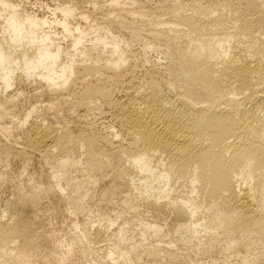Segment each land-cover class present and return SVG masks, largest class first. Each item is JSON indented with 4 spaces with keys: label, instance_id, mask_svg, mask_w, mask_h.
I'll use <instances>...</instances> for the list:
<instances>
[{
    "label": "bare ground",
    "instance_id": "6f19581e",
    "mask_svg": "<svg viewBox=\"0 0 264 264\" xmlns=\"http://www.w3.org/2000/svg\"><path fill=\"white\" fill-rule=\"evenodd\" d=\"M55 1L38 11L0 0L4 92L19 71L18 77L37 76L43 93L83 112L75 132L37 119L20 141L0 133L3 166L11 157L38 154L49 168L46 186L27 182L17 188L15 209L10 203L12 212L0 210V264H50L52 253L38 258L37 221L15 212L17 205L35 212L41 195L51 194L77 213L104 179L109 184L100 202L119 201L134 217L140 207L151 209L154 219L168 209L194 229L198 220L191 219L205 206L206 242L227 251L219 253L221 264H264V249L254 253L256 243L243 238L264 230V0ZM134 43L145 53L163 49L164 60L137 55ZM13 104L0 96V119L14 112ZM25 114L20 127L31 111ZM95 117L106 120L97 126ZM178 181L184 193L171 196ZM108 210L97 216L111 224ZM145 226L138 228L140 237L160 235L157 226ZM104 236L97 230L92 240ZM122 241L107 252L111 259L116 253L133 264H145L143 255L157 261V245L122 249ZM72 249L66 247V257Z\"/></svg>",
    "mask_w": 264,
    "mask_h": 264
},
{
    "label": "rangeland",
    "instance_id": "374dc122",
    "mask_svg": "<svg viewBox=\"0 0 264 264\" xmlns=\"http://www.w3.org/2000/svg\"><path fill=\"white\" fill-rule=\"evenodd\" d=\"M17 1L21 2L30 10L36 9L38 11L46 10L45 8H43L45 7L46 3L51 7H53V5L56 3L55 0H17ZM153 2H154L153 0L150 1L148 5L152 6L154 4ZM81 23L83 24V26L86 25L84 21H82ZM134 44L136 47L134 46ZM134 44H133V48L137 55L141 56L143 53H145L143 52L145 49L142 51V46L140 44L138 43H134ZM136 44L139 46H137ZM162 51L163 49L161 48H159V50L155 49L153 50V52L150 51V49H148L145 55L146 57H148L149 60L152 61L162 60V59L164 60L163 58L164 52ZM161 52L163 53V56L161 55ZM18 74L19 71L15 75L16 79H14L11 82L12 86L8 88L5 92L4 89H2V85L0 84V96H3L4 98L11 97L14 103L13 104L14 112L13 113L10 112L11 114L6 116L5 120L4 118L0 119V128H2V130L0 129V133H2V131L4 130L3 135L6 136V137L4 136L5 137L4 139L7 140L8 138L9 139L8 141L10 140L20 141L22 137L25 135V132H27L26 131L27 124L37 119L43 120L45 123L57 127L64 124L68 125L67 127L72 132H75L76 128H74L75 127L74 122L75 120H77L78 116L82 115L83 112L79 111L78 109H74L69 102L66 101L67 103H65L63 102L65 100L62 101L57 96L43 93L42 91L43 89L40 90V88L37 87V78H38L37 76L30 78H25V76L24 77L21 76L20 78V76L18 77ZM65 97H69V96H65ZM28 111L29 112L31 111L30 114L31 116L26 122V125L21 126L22 127L21 128L18 123L25 118L26 115L25 113ZM109 117L110 115L108 114L107 119H109ZM101 119L102 120L104 119L103 121L106 120L105 118L102 117H98V118L95 117L94 120L97 126H99V124L103 122ZM98 121L100 122L98 123ZM7 126H9L10 129ZM5 131L7 132V134ZM77 155L80 156L79 154ZM40 158L41 157L38 154H34L33 156L31 155L28 158L29 161L28 159L24 160L21 158L17 159V157H11L7 164L8 166L6 165V167L3 166L2 165L3 162L0 161L2 162L0 163L1 165L0 167L3 166L2 168H0V171L4 170L2 172L6 173L5 182H3L2 186H0L1 189L0 210H4V211L7 210L6 213L8 212V210L9 212H12L11 207H14L15 209L14 204L17 203L18 201V197H19L18 191L20 189L23 190L22 188L26 189V184L34 183L38 186L40 184V187L46 186L49 168L47 166L48 164L43 159ZM0 160H1V156H0ZM21 171L24 172L22 173ZM21 173L23 174L22 176H20ZM33 181H35L36 183ZM107 181L109 182V180ZM107 181L105 179L100 180L97 183L98 185L96 184L94 186L95 189H93L92 191L93 195L91 193L87 197V199L83 204V208H82L83 210L81 209L77 213L68 212V209L64 204V202L56 196L53 195L51 196V194L41 195L42 197L40 198L38 203L39 204L37 209L38 211L37 210L35 211L37 214L34 212V209H31V207L29 206L26 207L22 205L21 206L17 205L20 208L16 206V211L15 210L14 211L18 212L19 210L18 212L19 215H21L22 212L21 215L22 217H26V218L32 217L35 219V221H37L35 222L36 225L35 227H37L36 231L39 233V234L37 233L38 236L37 239L39 242L38 246L40 250L38 252L40 253L38 254L39 259L41 258L40 257L41 255L42 256L46 255L45 258H47L52 253L51 258L48 259L50 264H94L98 260L101 261L103 264H133L128 260L124 261L122 258L118 260V256L116 253H113L111 255L113 259H111L110 256H108L107 254V252L110 251L111 249L112 250L116 249L115 244L117 240L118 242L120 240H123L122 241L123 243L121 245L122 249L128 248L129 245L133 243H136L139 247L141 246L140 250H143L142 248H145L150 245L158 246V252H157L158 255L157 256L155 255L157 261L153 257H148L143 255L141 257L142 259L140 260L141 262L139 261L140 263L186 264L185 260L188 258L191 262L190 264H221L222 254L219 253H224L227 251L222 252L220 248L221 245L220 243L214 246L213 248H210L208 243L206 242L208 235H206L207 233L204 231L201 225L203 222V219H201L202 216L207 215L209 213L205 209V206L203 207L204 209H201V211L198 212V214L196 215L197 217L191 219V221H193L194 219L198 220V222L196 223L197 226L194 229L193 228L190 229L192 225L189 222V220L177 216L176 213L169 211L168 209L165 210L164 213H162V217L160 219H154V217H152V214L154 212L153 211L151 212V209L149 210L145 207H140L138 209L139 213L137 212L138 215L134 217L133 212L132 213L126 211L122 212L121 207L119 206V201L111 203L109 205L100 202L99 197L101 191L104 189V187H106L109 184V183L107 184ZM174 187L175 188H173V191H171V196H173L174 194H175L174 196H177L179 194L181 195L182 193H184L183 192L184 190L181 185V181L175 183ZM16 189L17 191H15ZM134 194H135V190H133L132 193L127 197V200L132 201L134 198ZM64 195H66V193H64ZM10 203H11V207L8 208L10 206ZM106 210H108V212L111 211L109 213V215L112 216L111 219L113 221V223L111 224L106 219H100L97 216V214L104 212ZM137 222H142L143 224H140L139 227H136ZM146 224L150 226L151 225L157 226L159 228L160 235L158 237H154V236L148 237V235L146 237H140L139 234L140 229L138 228L149 229L148 226H145ZM97 230H100L105 235L104 240L103 241L101 240L102 242L92 240ZM261 232L262 231H260L259 234ZM262 233H261L262 236L258 234H253L243 237L247 239L250 238L252 241L256 243L251 248L252 251H254V253H257L264 249V242H263L264 234ZM216 235L215 237H217L219 242H221V239H223V235L222 234H216ZM233 236L239 237L240 235L235 234ZM259 236L260 239L258 238ZM68 245H72L73 249L69 252V255L66 257V247ZM52 250L56 252L54 251L52 252ZM166 253L172 254L173 256L176 257L177 260H175V262H171L168 258H166L165 256ZM106 256H108V258ZM230 258L233 261L235 260L234 257L233 258L230 257ZM152 259H154L156 262L153 260L155 263L154 262L151 263ZM231 259L230 261H232Z\"/></svg>",
    "mask_w": 264,
    "mask_h": 264
}]
</instances>
